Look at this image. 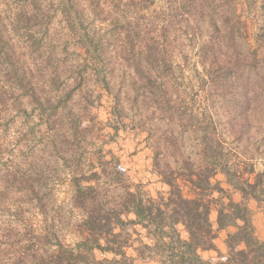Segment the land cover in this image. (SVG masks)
<instances>
[{"label":"rangeland","instance_id":"1","mask_svg":"<svg viewBox=\"0 0 264 264\" xmlns=\"http://www.w3.org/2000/svg\"><path fill=\"white\" fill-rule=\"evenodd\" d=\"M106 1L112 12L102 21L82 1L75 11L68 0H0V48L7 42L25 72L1 88L0 264H35L36 246L52 250L56 238L75 244L81 211L74 176L96 172L99 204L120 213L115 201L124 188L115 183L117 176L118 184L148 197L167 196L153 166L155 152L161 168H181L187 161L202 169L210 163L204 142L217 139L230 168L249 176L251 167L252 179L264 170V0H134L126 8L123 1ZM163 14L171 21L168 56L161 69L142 64L164 83L160 88L146 74L133 73L136 44L126 22L136 18L143 30L146 18ZM152 32L159 30L149 37ZM91 38L102 41L104 59H91ZM121 46L129 48L126 60L118 55ZM32 86L40 104L25 95ZM241 94L248 96L245 105ZM221 171L212 182L240 201ZM219 196L211 194L214 228ZM247 201L256 234H264V195L260 203ZM131 218L122 215L131 234L125 249L131 264H161L158 255H139L141 244L152 240ZM232 231H222L224 242Z\"/></svg>","mask_w":264,"mask_h":264},{"label":"trees","instance_id":"2","mask_svg":"<svg viewBox=\"0 0 264 264\" xmlns=\"http://www.w3.org/2000/svg\"><path fill=\"white\" fill-rule=\"evenodd\" d=\"M68 1L75 11L79 10L77 7L82 1L93 16H100L102 21L108 20L112 12L110 4L106 0ZM118 1L119 3L123 1L122 6L124 5L125 8L130 4L137 3L134 0ZM139 1H149V5L155 3V0ZM195 1L202 5L203 0ZM143 9L147 8L144 7ZM34 15L36 16V13ZM116 15L124 17L119 13L114 16ZM22 19L25 20L24 17ZM112 20L117 21L118 19ZM145 20L143 30L139 29L140 23L136 21V18L131 24L126 22L129 26L127 34L130 40L134 39L132 43L136 44L135 50V47H132V56L133 61L137 62L131 64V69H134L133 73L136 76H139L140 72L143 75L148 73L147 70H143V63L161 69L171 45L167 36L171 21L167 15L163 14L161 18L158 15L157 17L151 16ZM221 21L226 22V20ZM157 24L160 26H156ZM152 29L159 30V33L154 36L152 32V37H149ZM84 31L86 36L89 35L86 28ZM130 33H132V37ZM1 36L0 31V39ZM90 41L93 50L91 59H104L103 55L106 52L100 38H96V40L91 38ZM6 43L5 47L2 45L0 48L2 50L0 57H5L3 65H0V96L4 83L13 84V80H22L23 76L21 75L25 73L21 68L20 58L14 57L13 48L6 49ZM128 51L129 48L121 46L118 55L126 60L124 57ZM157 77V75L146 74L145 78L153 86L157 85L161 88L164 83H157ZM138 81L141 82L142 78L141 81L140 79ZM163 93L167 95V90L164 89ZM25 95L30 98V101L34 99L37 103H41L34 86H32L30 93ZM153 98L155 95H152L151 99ZM240 99L241 103L245 105L248 96L241 94ZM168 100L170 99L166 98V101ZM205 138H207V134H205ZM220 145L222 144L217 139H207L204 142L203 149L207 152L210 163L202 169L192 168L187 161L181 168H161L155 152L153 166L161 177V181L168 186L167 196L161 195L157 199H153L137 187L118 184L121 181L119 176L114 178L117 181L115 183L124 188L117 199L118 201H115L121 211L120 213L113 211V208L110 213L106 206L99 204L100 192L98 189L100 187L95 184L97 183L96 172L92 171L88 175L82 174L79 178L74 176L72 180L74 199L77 200L76 207L81 211V218L78 220L79 239L74 245H70L62 243L56 238L52 244V247L55 248L43 250V252H40L41 247L36 246L35 252L31 255L32 260L35 261V264H131L133 257L128 256L125 251L127 247L131 246L129 244L131 234L126 229L125 221L122 219L123 214H131L133 218L129 223L142 227L152 240L150 243L143 242L141 244L139 252L141 257L158 255L161 257V264H264V239H259L256 236L253 212L247 203L249 199H254L258 203L262 201L264 170L256 173L252 179L249 177L250 173L253 172L250 167L247 170L249 176H244L236 168H230L225 159L222 160L223 152L222 148L219 147ZM219 170L225 174L228 183L241 193L242 199L240 201L233 200L217 182H212L211 179ZM115 173L119 172L116 171ZM182 185L188 186L189 190L193 191L192 197L184 195ZM215 191L220 194L218 198L220 200H216V227L214 228L209 214L211 204L215 201L211 198V194ZM228 227H233L234 231L226 234L224 259L216 263L203 259L199 251L209 249L217 251L214 239L218 231ZM124 232L126 234H122ZM39 237H41L40 234L36 241ZM43 239L45 238L43 237ZM97 251L101 254L109 253L113 257L98 258L96 256ZM26 257L27 254L23 256L25 259Z\"/></svg>","mask_w":264,"mask_h":264},{"label":"crops","instance_id":"3","mask_svg":"<svg viewBox=\"0 0 264 264\" xmlns=\"http://www.w3.org/2000/svg\"><path fill=\"white\" fill-rule=\"evenodd\" d=\"M249 202L250 201H248L247 203H248V206L250 207ZM253 222H254V219H253ZM255 227L258 228L256 224H255ZM222 231L223 230L218 231L219 237L216 236V238L214 239V244L216 246L217 251L212 250V249L199 251V254L203 259L210 260L214 263L220 262L224 259V256L226 253V246H225L224 238L222 237ZM256 236L259 239H264V234H256Z\"/></svg>","mask_w":264,"mask_h":264}]
</instances>
